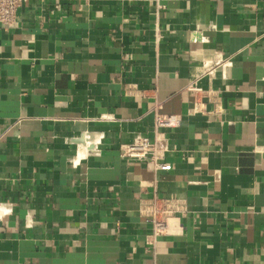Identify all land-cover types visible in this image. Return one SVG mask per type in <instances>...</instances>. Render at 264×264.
<instances>
[{"label":"crops","instance_id":"obj_1","mask_svg":"<svg viewBox=\"0 0 264 264\" xmlns=\"http://www.w3.org/2000/svg\"><path fill=\"white\" fill-rule=\"evenodd\" d=\"M156 111L181 120L168 171L121 156ZM154 195L189 209L159 238ZM0 264H264V0H29L0 25Z\"/></svg>","mask_w":264,"mask_h":264},{"label":"built area","instance_id":"obj_2","mask_svg":"<svg viewBox=\"0 0 264 264\" xmlns=\"http://www.w3.org/2000/svg\"><path fill=\"white\" fill-rule=\"evenodd\" d=\"M29 0H0V25L10 26L16 22L19 9L28 3ZM221 63V62H220ZM219 63V64H220ZM231 62L223 64L228 68ZM216 67L206 69L203 76H214ZM199 79L191 82L190 87L196 89ZM180 118L177 115L166 114L156 111L153 140L148 137L137 135L132 142L123 144L120 147L121 156L125 159L145 162L151 164L156 171H168L169 163L166 156L171 150L168 130L180 125ZM139 210L145 220L151 225L154 238L166 236L169 232V221L175 217H186L189 213L186 200L170 197L162 198L154 195L140 201Z\"/></svg>","mask_w":264,"mask_h":264}]
</instances>
